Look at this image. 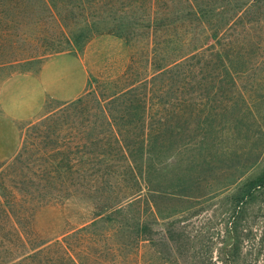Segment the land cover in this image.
Masks as SVG:
<instances>
[{
	"label": "rangeland",
	"instance_id": "374dc122",
	"mask_svg": "<svg viewBox=\"0 0 264 264\" xmlns=\"http://www.w3.org/2000/svg\"><path fill=\"white\" fill-rule=\"evenodd\" d=\"M250 19L249 58L188 70L179 121L176 101L155 85L120 97L99 88L107 75L120 87L150 78L157 59L147 61L145 43L132 50L96 36L83 53L54 54L35 72L0 70V184L22 201L23 191L45 186L38 177L59 171L46 162L88 163L73 175L66 200L35 210L40 264H264V1ZM167 40L163 53L182 48ZM87 96L83 109L63 113ZM57 114L62 121L43 125ZM157 115L168 125L127 167L122 147L136 148L138 129L157 128ZM103 160L114 168L99 166ZM130 174L153 188L113 185L112 177ZM0 200L4 225L9 203Z\"/></svg>",
	"mask_w": 264,
	"mask_h": 264
},
{
	"label": "trees",
	"instance_id": "16d2710c",
	"mask_svg": "<svg viewBox=\"0 0 264 264\" xmlns=\"http://www.w3.org/2000/svg\"><path fill=\"white\" fill-rule=\"evenodd\" d=\"M263 1L0 0V70L12 71L6 77L35 72V66L42 65L54 54L71 51L83 53L96 36H113L132 50L145 43L147 61H150V55L157 59L155 72L150 78L134 80L126 87H120L117 85L119 80L107 75L102 76L99 88L113 91L114 96L120 97L140 89L149 93L155 85L159 93L174 98L177 111L183 107V99L177 97H183V83L194 64L215 60L244 62L249 58L250 55L246 53L249 48L246 33L252 25L250 17L256 9L260 10ZM164 39H171L167 43L175 41L178 44L176 46L181 45L182 48L171 47V52L163 53L160 48ZM256 45L259 46V42ZM175 51L183 53L176 55ZM87 98L67 104L63 113L83 109L87 105ZM135 110L147 114L141 106ZM181 119L183 114L179 110L176 120ZM62 120L63 117L57 114L47 118L43 125ZM155 120L157 128L144 125L138 129L140 133L136 148L131 147L130 143L122 147V158L127 167L134 166L135 154H144L147 139L155 138L154 135L162 131L169 121L167 116L162 115H157ZM182 124L176 125V128L181 129ZM111 162L103 160L98 165L109 171L114 168L109 166ZM47 163L59 171L55 170V175L38 177V182L45 186L23 191L22 201H19L15 192L0 184V197L9 203L6 209L8 222L6 225L0 223V264H40L42 250L37 245V234L33 229L35 210L43 205L66 200L69 196L66 190L74 184L73 175L82 173L88 166L87 162H74L68 158L52 159ZM112 178L113 185H123L132 192L140 193L144 182L153 188L151 179L142 175H119ZM26 181L33 183L28 178ZM157 184L160 186V183ZM57 186L62 187L60 189ZM137 193H132V196ZM19 202H22L20 212ZM3 206L5 204L0 200V209ZM45 264H52V260L47 259Z\"/></svg>",
	"mask_w": 264,
	"mask_h": 264
},
{
	"label": "crops",
	"instance_id": "0c3cea01",
	"mask_svg": "<svg viewBox=\"0 0 264 264\" xmlns=\"http://www.w3.org/2000/svg\"><path fill=\"white\" fill-rule=\"evenodd\" d=\"M65 93H69V94H71V93H72V91H67V92H65Z\"/></svg>",
	"mask_w": 264,
	"mask_h": 264
}]
</instances>
